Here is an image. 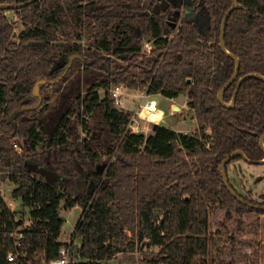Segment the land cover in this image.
Wrapping results in <instances>:
<instances>
[{
    "label": "trees",
    "instance_id": "16d2710c",
    "mask_svg": "<svg viewBox=\"0 0 264 264\" xmlns=\"http://www.w3.org/2000/svg\"><path fill=\"white\" fill-rule=\"evenodd\" d=\"M161 1L32 0L0 8V185L15 182L11 196L20 204L10 209L0 191V264H42L67 245L70 264H107L142 246L160 247L151 264H240L238 252L264 264V237L244 252L235 232L218 245L214 237L222 232L212 229L221 212L238 225L242 217L264 216V199L228 176L253 205L243 203L222 174V160L235 150L264 158V79L245 77L235 104L221 103L218 91L236 68L220 44L233 0H186L203 14L202 28L180 4L154 12ZM144 39L155 45L148 55ZM224 39L240 61L222 94L229 103L240 77L264 76V0H239ZM41 78L57 80L54 94L45 95V83L35 92ZM120 83L168 98L186 95L197 129L154 123L148 134L127 131L133 110L116 105L110 91ZM240 159L237 153L227 161L226 172ZM41 167L60 177L49 181ZM82 183L93 191H82ZM75 205L82 207L72 234L77 244L59 238L61 210ZM14 230L22 232L18 245Z\"/></svg>",
    "mask_w": 264,
    "mask_h": 264
},
{
    "label": "rangeland",
    "instance_id": "374dc122",
    "mask_svg": "<svg viewBox=\"0 0 264 264\" xmlns=\"http://www.w3.org/2000/svg\"><path fill=\"white\" fill-rule=\"evenodd\" d=\"M172 3L182 5L184 9L188 6L186 0H172ZM11 18H15L13 11H7ZM187 18L195 20L199 27L204 26L205 20L201 13H191L184 12ZM20 25V24H19ZM90 36L85 33L83 42L86 44L89 42ZM65 62H61L63 65ZM47 85V90H45V95H52L55 92V86L57 80H49L43 82ZM130 89V88H129ZM135 91L140 93L142 90L131 89L130 92ZM40 92V85L38 86V93ZM186 95H180L174 98L172 101L165 98L160 94H153L152 97L156 98L158 101V106L164 112V118L161 124L170 126L178 131H183L186 133H193L197 129V122L193 109L190 108L188 104V98ZM140 98L130 94L125 100L123 107L127 109H134ZM151 130H149L150 132ZM93 135H98L96 132ZM20 144V143H19ZM227 176L230 177L232 183L241 191L245 192L251 190V195L263 200L264 199V163H252L246 159H240L229 164ZM4 189L3 196L8 199L11 197L12 190L16 187L15 182L11 180H4L2 183ZM84 186V191L87 190L88 185L82 184ZM81 185V186H82ZM20 204H18V208ZM62 216L65 218L64 224L62 226V232L60 234V240L63 242H74L79 243L80 239L76 238L75 241L72 238L73 231L77 222L79 221L82 214V207L75 205L70 209L62 208ZM28 218V215H26ZM241 223L238 225L237 220L231 214L221 212L212 217V229H220L222 233L215 234L214 241L218 245H223L226 238L231 232H235L238 237L237 247H240L242 251L254 252V242L258 239L264 237V216L260 217H249L245 216L241 218ZM259 231L258 236L255 231ZM264 247V240H260L258 244V261L264 263V253H261V249ZM160 247H141L136 250H130L118 254L116 257L108 261L107 264H151L148 258H151L159 251ZM71 255V254H70ZM237 260L240 264H254L253 260L246 259L245 255L241 252L236 255ZM71 258V256H70ZM215 264V263H211Z\"/></svg>",
    "mask_w": 264,
    "mask_h": 264
},
{
    "label": "built area",
    "instance_id": "2783aa9c",
    "mask_svg": "<svg viewBox=\"0 0 264 264\" xmlns=\"http://www.w3.org/2000/svg\"><path fill=\"white\" fill-rule=\"evenodd\" d=\"M142 45L143 51L147 55L155 48L153 39H144ZM130 90L129 87L122 83L116 84L110 89L116 105L120 107L123 106L126 98L130 96V94L140 98V101L132 111V116L127 124L126 130L134 133L148 134L154 123H161L163 121L164 112L158 106L159 103L157 99L152 97V93H148L146 90H142L140 93H136L135 91L130 92ZM14 145L18 151L22 150V146L18 142L15 141ZM0 191L3 194L4 189L2 184L0 185ZM5 200L10 209L15 210L18 208L19 201L15 200L12 196L8 199L5 198ZM11 235L15 238V243L18 245L22 232L20 230H14L11 232ZM70 254V246H64L61 249L60 256L42 264H70L72 261ZM15 256L16 254L11 252L8 254V259L14 260Z\"/></svg>",
    "mask_w": 264,
    "mask_h": 264
},
{
    "label": "water",
    "instance_id": "95a60500",
    "mask_svg": "<svg viewBox=\"0 0 264 264\" xmlns=\"http://www.w3.org/2000/svg\"><path fill=\"white\" fill-rule=\"evenodd\" d=\"M32 0H29L25 3H0V8H14V7H20L22 6L23 4H27L29 2H31ZM238 2L239 0H233V3L231 5V7L226 11L225 15H224V19H223V24H222V28H221V34H220V44H221V47L222 49L228 53L229 55H231L232 57L235 58L236 60V68H235V71L232 75V77L220 88V90L218 91V96H219V99L221 101V103H223L224 105L226 106H232L235 104V101H236V95H237V92L239 90V87H240V84L242 82V80L249 76V75H258L260 76L261 78L264 79V76L261 75V74H256V73H249L247 75H244L242 77L239 78L238 80V83L236 85V88H235V91H234V94H233V97H232V101L229 102V103H226L222 97V94L225 90L226 87H228L234 80L235 78L237 77V74H238V71H239V66H240V61H239V58L231 53L230 51H228V49L226 48L225 46V39H224V28H225V24H226V21L228 19V16L230 15V13L237 7L238 5ZM172 3V0H162L161 2L157 3L154 7V12L158 13L160 12L161 10H165L169 7V5ZM46 81V78H41L39 79L36 84H35V92H38V86L45 82ZM260 144H261V147L262 149L264 150V134L261 136L260 138ZM241 154L243 156L244 159H246L247 161L249 162H257V163H264V158L263 159H260V160H254V159H251L249 158L242 150L238 149V150H235L233 151L232 153H230L229 155H227L223 160H222V174H223V177H224V182L227 186V188L229 189V191L235 196L237 197L239 200H241L243 203L245 204H248V205H253L251 202L247 201L246 199H244L242 196H240L236 191L235 189L230 185L229 183V180H228V176H227V172H226V168H225V164L227 161H229L235 154ZM45 174H46V177L49 181H54L56 178H59L60 176L57 175L54 171L48 169V168H45V167H41L40 168ZM84 184V183H83ZM81 189L82 191H84V186L82 185L81 186ZM89 191H93L94 189V185L91 184L89 186Z\"/></svg>",
    "mask_w": 264,
    "mask_h": 264
},
{
    "label": "crops",
    "instance_id": "0c3cea01",
    "mask_svg": "<svg viewBox=\"0 0 264 264\" xmlns=\"http://www.w3.org/2000/svg\"><path fill=\"white\" fill-rule=\"evenodd\" d=\"M185 7V6H184ZM185 10H186V12L189 14V12H191V13H193V10H192V8L188 5L185 9H184V12H185ZM158 94H160V93H158ZM160 95H162V94H160ZM163 96V95H162ZM165 97V96H164ZM186 97V96H185ZM165 98H167V99H169V100H173L174 98H168V97H165ZM83 184V183H82ZM84 184H86V183H84ZM75 241V240H74ZM71 242V241H70Z\"/></svg>",
    "mask_w": 264,
    "mask_h": 264
}]
</instances>
